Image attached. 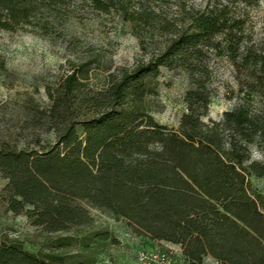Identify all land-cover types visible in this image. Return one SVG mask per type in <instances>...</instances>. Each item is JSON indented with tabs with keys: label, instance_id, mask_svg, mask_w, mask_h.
Here are the masks:
<instances>
[{
	"label": "trees",
	"instance_id": "16d2710c",
	"mask_svg": "<svg viewBox=\"0 0 264 264\" xmlns=\"http://www.w3.org/2000/svg\"><path fill=\"white\" fill-rule=\"evenodd\" d=\"M59 1L0 0V29L46 27ZM89 1L128 19L149 15L129 12L119 0ZM258 2L205 0L184 8L181 25L147 62L111 74L99 88L86 83L79 64L48 88L39 120L53 140L36 134L33 146L22 148L0 142V177L8 210L48 234H66L48 240L42 255L18 241L0 242V264H65L71 254L64 249L85 254L111 239L108 231L70 233L93 222L88 205L126 219L149 240L179 244L188 264H202L206 255L220 264H264V193L250 181L264 176V164L252 159L253 146L264 150V105L250 98L264 100V37L252 42L246 26L247 9ZM211 53L243 75L246 97L219 120L204 121L214 96ZM161 67L183 69L190 79L176 129L158 123L148 105ZM86 256L68 264H90Z\"/></svg>",
	"mask_w": 264,
	"mask_h": 264
},
{
	"label": "rangeland",
	"instance_id": "374dc122",
	"mask_svg": "<svg viewBox=\"0 0 264 264\" xmlns=\"http://www.w3.org/2000/svg\"><path fill=\"white\" fill-rule=\"evenodd\" d=\"M129 12L149 14L128 19L119 11L95 9L89 0H61L46 15V27L25 26L15 31L0 29V142L11 140L17 148L32 145L37 134L44 141L52 134L41 125L40 112L49 104L48 88H55L74 66L85 64L86 83L92 88L106 84L111 74L147 62L165 46L182 23L184 8H200L205 0H119ZM247 28L252 42L264 37V0L248 7ZM145 12V13H144ZM144 18V19H143ZM210 86L214 89L204 121L219 120L222 113L246 97L236 73L225 56L211 53L208 60ZM190 87L186 71L160 68L155 93L148 96L154 119L176 129L186 111L183 95ZM255 106L264 100L253 94ZM252 159L264 164V150L252 147ZM252 186L264 193V176L250 177ZM7 180L0 177V242L18 241L25 250L42 255L46 242L66 233L48 234L33 226L25 214L7 208ZM93 222L70 230L71 234L108 231L111 239L92 243L87 253L66 248L65 264L84 259L90 264H137L139 249L179 245L149 240L126 219L105 208L86 206ZM116 239L117 242H112ZM71 256V257H70Z\"/></svg>",
	"mask_w": 264,
	"mask_h": 264
},
{
	"label": "built area",
	"instance_id": "2783aa9c",
	"mask_svg": "<svg viewBox=\"0 0 264 264\" xmlns=\"http://www.w3.org/2000/svg\"><path fill=\"white\" fill-rule=\"evenodd\" d=\"M179 245V244H177ZM137 264H188L182 255V250L174 246L167 248L139 249L136 254ZM202 264H220L210 255L203 258Z\"/></svg>",
	"mask_w": 264,
	"mask_h": 264
}]
</instances>
